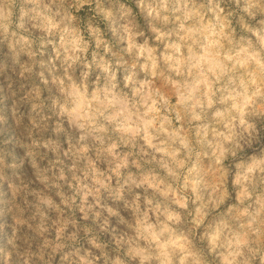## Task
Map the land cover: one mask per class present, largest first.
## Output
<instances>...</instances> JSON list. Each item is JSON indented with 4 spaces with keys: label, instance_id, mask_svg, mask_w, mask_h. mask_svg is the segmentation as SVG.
I'll list each match as a JSON object with an SVG mask.
<instances>
[{
    "label": "clouds",
    "instance_id": "clouds-1",
    "mask_svg": "<svg viewBox=\"0 0 264 264\" xmlns=\"http://www.w3.org/2000/svg\"><path fill=\"white\" fill-rule=\"evenodd\" d=\"M0 264H264V0H0Z\"/></svg>",
    "mask_w": 264,
    "mask_h": 264
}]
</instances>
